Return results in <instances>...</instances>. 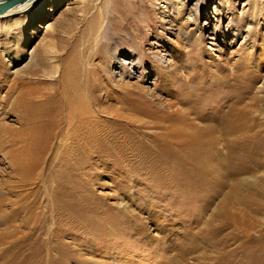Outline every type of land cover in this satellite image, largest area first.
Wrapping results in <instances>:
<instances>
[{"label": "rangeland", "instance_id": "rangeland-1", "mask_svg": "<svg viewBox=\"0 0 264 264\" xmlns=\"http://www.w3.org/2000/svg\"><path fill=\"white\" fill-rule=\"evenodd\" d=\"M37 5L0 18V264H264V0Z\"/></svg>", "mask_w": 264, "mask_h": 264}, {"label": "bare ground", "instance_id": "bare-ground-1", "mask_svg": "<svg viewBox=\"0 0 264 264\" xmlns=\"http://www.w3.org/2000/svg\"><path fill=\"white\" fill-rule=\"evenodd\" d=\"M42 2H43V0H38V1L35 2L34 4L32 3V5L29 4L30 6H29V5H26V6H23V7L17 8V9H13V10L7 12L5 15L0 16V18H6V17L12 16V15H16V14L26 13L28 10L31 9V6L36 5V4H38L36 7H37V8H40V6H42ZM87 140H89V137L87 138ZM87 140H86V141H87ZM87 143H89V142L87 141ZM85 145H86V144H85ZM89 148H90V145L87 146V150H89ZM90 149H91V148H90ZM57 177H58V175L54 177V180H57ZM58 199H59V197H58V193H57V191H56V189H55L54 192H53V195H52L51 199H49L50 201H49L48 204H51V205H52V204H53V205H57V203L59 204ZM52 202H53V203H52ZM56 202H57V203H56ZM59 213H60V212H59ZM60 219H61V218H60ZM53 222H54L55 224L57 223V217H56V220H54ZM56 228H57V227H56ZM56 228H55V230H56ZM45 230H46V229H45ZM45 230H44V231H45ZM55 230L52 231V233H54ZM46 236H47V235H46Z\"/></svg>", "mask_w": 264, "mask_h": 264}, {"label": "water", "instance_id": "water-1", "mask_svg": "<svg viewBox=\"0 0 264 264\" xmlns=\"http://www.w3.org/2000/svg\"><path fill=\"white\" fill-rule=\"evenodd\" d=\"M37 1L38 0H0V16L5 15L13 9H17Z\"/></svg>", "mask_w": 264, "mask_h": 264}]
</instances>
